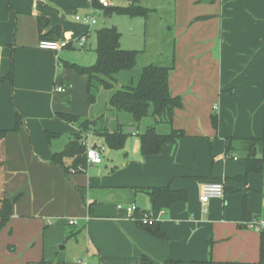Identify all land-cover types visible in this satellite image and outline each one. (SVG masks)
<instances>
[{"label":"crops","instance_id":"crops-1","mask_svg":"<svg viewBox=\"0 0 264 264\" xmlns=\"http://www.w3.org/2000/svg\"><path fill=\"white\" fill-rule=\"evenodd\" d=\"M126 1L114 6L134 3L160 13L155 28L150 14L119 19L125 15L107 16L102 8L94 25L76 20L95 8L93 0H0V131H8L0 139V209L2 199L22 193L0 229V264H141L143 255L154 264L258 262L260 231L250 223L264 222V170L247 173L248 156L259 150L246 141L264 138V0ZM112 25L122 33V48L144 55L152 42L147 35L158 34L159 49L149 59L174 63L169 85L183 99L172 126L159 131L173 127L185 136L143 155L138 134L152 124L107 111L110 131L122 123L131 133L126 146L108 150L103 137L85 135L96 137L90 145L103 161L68 176L52 155L80 132L79 122L57 113L87 119L104 111L98 100L89 104L88 76L63 63L87 65L97 30ZM55 27L57 40L86 33L85 47L40 49L42 35ZM18 112L24 122L16 130ZM47 132L59 136L49 141ZM216 180L224 182V198L203 203V183ZM166 186L185 190L188 199L161 215L164 240L140 228L125 207L150 210L146 189Z\"/></svg>","mask_w":264,"mask_h":264},{"label":"trees","instance_id":"trees-1","mask_svg":"<svg viewBox=\"0 0 264 264\" xmlns=\"http://www.w3.org/2000/svg\"><path fill=\"white\" fill-rule=\"evenodd\" d=\"M93 3L95 8L104 9V14L107 16L118 14L147 18L151 12V9L134 3L128 6L110 5L107 7H103L95 0H93ZM40 28L42 29V26H40ZM59 34L60 29L55 27L48 34L42 35V39L57 40L59 39ZM96 34V60L93 64L81 65L67 61L63 63L65 66L74 69L78 74L88 76L87 94L89 104H94L98 100V92L100 89L112 90L113 93L108 101L109 107L107 111L126 113L130 115L134 123L138 125L147 119H153L154 123L147 126L145 131L138 134L141 143V153L143 155L158 154L166 143H175L180 138L184 137V131L173 127L170 132L162 133L159 131V126L161 124L172 126L175 110L183 106L182 97L173 95L169 85L170 75L175 67L174 63L170 65L148 64L142 68L136 82L132 80L129 84H122L121 88H116V85L120 82L119 75L124 71H130L136 67L141 51L122 48V33L114 25L99 28ZM12 77L13 71L8 75V78L12 79ZM57 116L67 122H79L80 132L75 134L62 150L56 151L52 155V163L60 166L68 176L71 173L85 171L89 165L87 161L88 147L83 143V139L87 133L97 134L103 137L106 146L113 150L123 149L131 134L125 130L124 124L122 123H117L113 130L110 131L106 112H103L98 117L87 119H81L78 116L65 113H57ZM217 118L216 115L212 117L215 127L218 125ZM23 122L24 119L18 112L15 129L17 130L20 128ZM7 132L6 130L0 131V139L5 137ZM56 136H59V134L47 132L49 141ZM246 143L251 150H254L255 146H257L259 150V156H248L247 173L262 172L264 170V138H252L247 140ZM146 192L151 201V209L142 210L138 207L132 217L136 219L140 228L165 240L168 236L162 231L160 220L145 223L143 218L146 214H152L155 217L176 201L187 200V192L185 190H175L171 186L152 187L146 189ZM21 196L22 193H19L13 198H4L1 200L0 229L10 220L13 205ZM250 215L249 211L246 210L244 217L252 220ZM76 235L77 233H68L67 236L72 237ZM141 264H154V262L143 255ZM166 264L222 263L213 260L190 262L169 260ZM241 264H264V228L260 229L259 261L256 263Z\"/></svg>","mask_w":264,"mask_h":264},{"label":"built area","instance_id":"built-area-1","mask_svg":"<svg viewBox=\"0 0 264 264\" xmlns=\"http://www.w3.org/2000/svg\"><path fill=\"white\" fill-rule=\"evenodd\" d=\"M103 7L110 6V0H95ZM100 8H93L92 11L85 15L77 14L75 15L76 20L83 21L86 23H89L90 25H94L97 22V13L99 12ZM87 42V35L86 33H83L78 38H76L73 41L70 40H54V39H41L38 43V47L40 49H46V50H52V51H59L63 48L68 47L69 45H74L77 48H83L85 47ZM0 72H1V66H0ZM58 91H64L65 88L60 85L57 88ZM92 133H87V135H90ZM83 143L88 147L87 150V161L89 164H98L103 161L102 152L98 147H92L89 145L87 139H83ZM263 183H264V174H263ZM225 196V187L224 182L221 180L216 181H210L205 182L202 185V191H201V201L203 203H208L212 199L216 198H224ZM124 206L122 204L118 205V208H123ZM126 211L129 213L130 216L133 215V213L138 209V206L136 204H131L125 207ZM164 213V210H162L157 216L145 215L143 218V221L146 222H152V221H158L161 220V215ZM71 225H77L78 220L71 219L69 221ZM263 221L261 220H252L250 225L254 227L256 230L260 231L261 228H263Z\"/></svg>","mask_w":264,"mask_h":264},{"label":"rangeland","instance_id":"rangeland-1","mask_svg":"<svg viewBox=\"0 0 264 264\" xmlns=\"http://www.w3.org/2000/svg\"><path fill=\"white\" fill-rule=\"evenodd\" d=\"M126 2H127L126 0H111L110 1L111 5H123ZM146 2L148 4H151L150 3L151 1H146ZM159 15H160V13L150 12V21H151V24L149 27L150 30L152 27L155 28L154 24L157 22V17ZM129 17H131V16L125 15L124 17L121 16L119 19H129ZM102 24H103V22H102L101 17H100L99 23L97 26H100ZM124 30H126V28H124ZM147 36H148V40H152V42L150 43L148 50L146 51V54L144 55V52L142 50H140L141 52H140V56H139L138 63L136 65V67L130 71H124L119 75L120 82L116 85V88H121L122 84H129L132 80H135V82H136L138 80V77H139V74H140L142 68L148 64H151L152 62H155L154 64L163 65L162 63H160V61H156L159 59H153V60L149 59V56L152 53L157 52V50L159 49L158 44H157L158 43L157 42L158 34L154 33V31L153 32L151 31V32H149V34ZM95 57H96V53L94 50H92L91 54L85 56V58H84L85 61H83V60L82 61L84 62V64L90 65V64H93L95 62V59H93ZM112 93H113L112 90H105V89H100V91L98 92L97 107H99V108L102 107L104 112H107V108L109 107L108 106V100H109V97L112 95ZM144 123L153 124V120L147 119V120L142 122V124H144ZM94 138L96 139V137H93V138L88 140L89 145L91 144L90 142H92L94 140ZM92 144H94V143H92ZM107 149L109 150L108 147H107ZM108 150H107V152H108Z\"/></svg>","mask_w":264,"mask_h":264}]
</instances>
